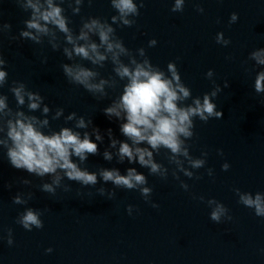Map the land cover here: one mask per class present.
Listing matches in <instances>:
<instances>
[{"label":"clouds","instance_id":"obj_1","mask_svg":"<svg viewBox=\"0 0 264 264\" xmlns=\"http://www.w3.org/2000/svg\"><path fill=\"white\" fill-rule=\"evenodd\" d=\"M84 2L67 0L73 15L81 12ZM15 3L28 12L29 17L23 21L24 28L20 30L19 37L10 36L9 39L28 40L36 45H43L46 41L53 51H62L70 63H62L60 68L70 84L82 87L102 101L109 97V89L114 90L123 82L120 94L102 111L109 120L119 122L120 133L125 139L115 138L113 130L108 128L106 135L109 143L102 153L104 160L111 162L115 159L121 164L127 160L129 164H139L141 168L148 169L149 175L166 181L170 169L155 159L161 150H165L168 164L174 166L171 176L179 181L184 191H188L190 186L181 179L180 174L189 179L202 178L196 175V170L206 167L209 153L202 151L199 157H194L189 141L195 136L197 119L207 123L211 119L223 118V111L218 110L215 103L223 89L213 79L214 71L209 69L205 76L213 84L211 91L194 97L191 88L182 80L176 62H168L165 70L152 63L144 47L136 49L134 53L125 45L114 25H135L144 0H110L116 12L110 17V22L96 16L82 17L78 32L70 26V18L65 15L66 9L62 6L65 0H15ZM87 3L91 5L93 0H87ZM184 6L185 0H174L170 11L183 12ZM196 11L203 13L204 8L197 5ZM238 18V13H231L229 25L237 22ZM11 29L10 23H0V33H10ZM215 40L223 47L231 44L223 32H218ZM157 43L155 38L150 39L148 47H155ZM248 59L264 68V48L251 51ZM41 62L47 63V57H43ZM106 63L112 65L113 75L108 77H104L100 71ZM7 67L8 61L0 53V88L8 85ZM229 86V82L225 81L224 88ZM253 87L255 93L264 94V70L256 73ZM8 91L14 97L16 106L10 107L8 96L0 93V148L6 150V157L13 168L42 180L49 178L50 182L39 185L42 192L55 196L57 189L70 191L71 186L63 183L65 179L82 187H94L102 181L103 184L113 185L112 190L103 186L96 190L102 197L114 199L115 189L136 190L153 208L159 207L151 201L153 189L147 186V176L137 168L129 167L125 174H121L115 167H101L97 171L82 167L89 156L100 154L97 142L104 143V135L93 124L92 118L78 115L75 111L65 115L63 107H57L53 112L45 103L46 98L40 92L29 89L23 81L13 80L8 85ZM261 103H264V98ZM37 112L39 116L34 114ZM62 117L66 125L72 122V126L54 130L50 121ZM217 155L223 157V150L217 149ZM229 168L227 162L221 165L223 171ZM206 173L213 177L214 169L206 168ZM20 183L30 185L32 181L22 178ZM11 187L9 184L8 188ZM233 191L238 203L251 209L256 217L264 218V192H245L239 188ZM33 196L32 192L17 193L12 202L27 205ZM193 198L202 202L205 200L203 196ZM206 203L211 209V221L221 223L233 219L223 203L214 198ZM44 211L25 207L17 216L16 223L28 232L42 229ZM127 212L132 215V205L127 206ZM6 239L7 244L12 246L11 228L7 230ZM52 251L50 247L45 249L46 253Z\"/></svg>","mask_w":264,"mask_h":264}]
</instances>
